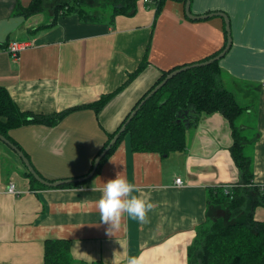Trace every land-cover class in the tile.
<instances>
[{"label":"crops","instance_id":"crops-1","mask_svg":"<svg viewBox=\"0 0 264 264\" xmlns=\"http://www.w3.org/2000/svg\"><path fill=\"white\" fill-rule=\"evenodd\" d=\"M30 1L0 0V86L20 110L54 115L90 103L120 87L145 52L147 60L98 114L83 108L68 112L53 126L28 123L8 131L47 180L87 174L107 134L162 70L206 59L225 44L221 16L190 19L184 3L176 0H167L155 21L153 3L139 0L136 14L118 15L112 23L82 21L72 14L53 25L50 8L21 16L19 6ZM190 11L228 17L231 43L218 66L225 73L224 85L245 107L240 125L248 139L253 182L262 188L264 0H191ZM14 40L31 43L17 61L6 51ZM231 134L227 119L214 112L187 129L180 152H134L123 139L97 174L71 188L31 185L21 158L0 140V264H43L47 239L68 241L70 264H127L130 257L138 264H187L186 248L196 227L214 219L219 210L208 207V188L239 180L229 149ZM117 172L137 186V195L150 194L153 208L146 222L127 215L112 226L100 222L99 189ZM176 177L183 180L181 186L175 184ZM9 181L15 183V196L6 193ZM253 217L264 221V207L257 206Z\"/></svg>","mask_w":264,"mask_h":264},{"label":"trees","instance_id":"trees-1","mask_svg":"<svg viewBox=\"0 0 264 264\" xmlns=\"http://www.w3.org/2000/svg\"><path fill=\"white\" fill-rule=\"evenodd\" d=\"M139 0H31L22 7L21 16H31L52 9L53 20L57 23L60 17L77 15L82 21H108L112 23L116 16H133L137 11ZM167 0H152L155 8L154 20L162 11ZM175 1V0H172ZM184 3L186 0H176ZM225 30V44L227 42ZM147 50V48H146ZM215 53L201 61H206L221 52ZM146 52L142 62L127 80L114 91L102 94L90 103L73 106L54 115H38L22 111L12 101L5 87L0 86V134L18 146L8 134V131L28 123H41L47 126L55 125L68 112L89 108L95 114L106 103L119 93L146 66ZM193 64V63H190ZM184 63L162 70L154 84L136 101L130 112L120 122L118 127L107 134L104 144L94 155V160L112 137L116 134L127 117L143 99V97L171 71L190 65ZM224 71L218 66V61L206 66H198L182 71L167 82L138 109L132 119L125 124L115 144L100 161L96 174L106 159L115 151L121 141L128 136L129 146L134 152H155L161 155L180 152L186 145V131L197 125L203 114L219 112L230 124L233 144L230 154L238 169L239 180L235 183L208 188V207L223 212L222 216L214 212L215 218L206 219L196 227V234L187 249V264H264V221L254 220L253 212L257 206L264 207V187L253 182V171L250 157L246 153L247 136L240 125L245 107H242L234 96V92L226 88L223 82ZM188 125V127H187ZM20 148V147H19ZM89 169V171H90ZM88 171V172H89ZM27 177L31 185L41 188H52L35 180L28 171ZM44 178V177H43ZM47 180V179H46ZM54 181V180H48ZM84 184L75 182L59 186L71 188ZM67 240L47 239L44 248L43 264H70Z\"/></svg>","mask_w":264,"mask_h":264},{"label":"clouds","instance_id":"clouds-1","mask_svg":"<svg viewBox=\"0 0 264 264\" xmlns=\"http://www.w3.org/2000/svg\"><path fill=\"white\" fill-rule=\"evenodd\" d=\"M100 195L96 200V208L100 214V222L109 225L118 224L123 215L146 222L147 213L153 208L150 194L137 195V186L121 172H117L113 179L102 182ZM127 264H138L134 257L128 259Z\"/></svg>","mask_w":264,"mask_h":264},{"label":"water","instance_id":"water-1","mask_svg":"<svg viewBox=\"0 0 264 264\" xmlns=\"http://www.w3.org/2000/svg\"><path fill=\"white\" fill-rule=\"evenodd\" d=\"M190 2L191 0H186L185 2V15L190 18V19H205L214 15H218L221 16L224 19V23H225V28H226V32H227V43L224 47L223 50H221V52L219 54H217L216 56L203 61V62H199V63H193L190 65H186L183 67H180L178 69H175L173 71H171L169 74H167L164 79L162 81H160L157 85H155L144 97L143 99L139 102V104L135 107V109L133 111H131V113L129 114V116L127 117L126 121L122 124V126L119 128V130L116 132V134L112 137V139L109 141V143L106 145V147L97 154L93 166L90 169V171L80 177H76V178H67V179H59V180H55V181H48L45 178L41 177L33 168V166L31 165L30 161L28 160L27 156H25V154L23 153V151L16 145H14L10 140H8L6 137H4L3 135L0 134V140L5 143L6 145H8L11 149H13L17 154L18 157L21 158V160L23 161L24 165L26 166L27 170L33 175V177L35 178L36 181H38L41 184H44L48 187H58L61 185H65V184H70V183H75V182H83L85 180H87L88 178L92 177L95 173V171L98 168V165L100 163V161L102 160V158L107 154V152L110 150V148L115 144V142L117 141L118 137L120 136V134L124 131L126 125L131 119L132 117L136 114V112L138 111V109H140V107L146 102V100H148L151 95L155 94L166 82L167 80L171 79L173 76H175L176 74L191 69V68H195L198 66H206L212 62L218 61L222 56H224V54L227 52L226 50H228L230 43H231V37H230V29H229V21H228V17L221 12H217V13H209L206 15H193L190 11ZM188 127V125H187Z\"/></svg>","mask_w":264,"mask_h":264},{"label":"built area","instance_id":"built-area-1","mask_svg":"<svg viewBox=\"0 0 264 264\" xmlns=\"http://www.w3.org/2000/svg\"><path fill=\"white\" fill-rule=\"evenodd\" d=\"M145 1L151 2L152 0H145ZM30 45L31 43L28 41L22 42V41L14 40L9 42V44H7L6 51L11 57L10 59H12L13 61H17L18 60L17 58H19L20 53ZM261 87L264 88V80L261 83ZM14 184L15 183L13 181H9V183L6 186V193L14 196L18 194V191L16 190V186ZM175 184L181 186L183 184V180L180 177H176Z\"/></svg>","mask_w":264,"mask_h":264},{"label":"rangeland","instance_id":"rangeland-1","mask_svg":"<svg viewBox=\"0 0 264 264\" xmlns=\"http://www.w3.org/2000/svg\"><path fill=\"white\" fill-rule=\"evenodd\" d=\"M127 138H128V136H125L124 139H127ZM251 150H252L251 147H250V148H249V147L247 148V152H248V153L251 152Z\"/></svg>","mask_w":264,"mask_h":264},{"label":"bare ground","instance_id":"bare-ground-1","mask_svg":"<svg viewBox=\"0 0 264 264\" xmlns=\"http://www.w3.org/2000/svg\"><path fill=\"white\" fill-rule=\"evenodd\" d=\"M83 83H84V81H83ZM89 83V82H88Z\"/></svg>","mask_w":264,"mask_h":264}]
</instances>
